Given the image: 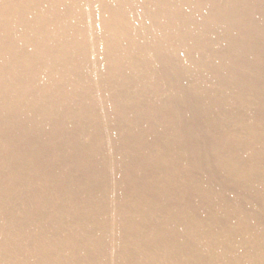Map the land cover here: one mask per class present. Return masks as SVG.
I'll use <instances>...</instances> for the list:
<instances>
[{
	"label": "bare ground",
	"instance_id": "6f19581e",
	"mask_svg": "<svg viewBox=\"0 0 264 264\" xmlns=\"http://www.w3.org/2000/svg\"><path fill=\"white\" fill-rule=\"evenodd\" d=\"M0 264H264V0H0Z\"/></svg>",
	"mask_w": 264,
	"mask_h": 264
}]
</instances>
